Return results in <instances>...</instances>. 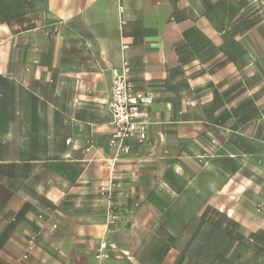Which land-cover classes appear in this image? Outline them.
Segmentation results:
<instances>
[{"label": "crops", "instance_id": "obj_1", "mask_svg": "<svg viewBox=\"0 0 264 264\" xmlns=\"http://www.w3.org/2000/svg\"><path fill=\"white\" fill-rule=\"evenodd\" d=\"M124 59L156 98L149 141L120 154ZM0 79L15 91L5 121L28 123L0 164L30 172L0 181V264H183L176 244L153 255L174 204L202 198L195 218L264 183V0H0Z\"/></svg>", "mask_w": 264, "mask_h": 264}, {"label": "rangeland", "instance_id": "obj_2", "mask_svg": "<svg viewBox=\"0 0 264 264\" xmlns=\"http://www.w3.org/2000/svg\"><path fill=\"white\" fill-rule=\"evenodd\" d=\"M20 98V115L29 114V99L24 92ZM15 91L11 84L0 79V158L13 159L17 156V147L27 137L28 123L6 122L9 115L14 114ZM52 113L42 108L40 114ZM18 114V115H19ZM54 114V113H53ZM20 125V126H19ZM44 123H37L36 126ZM20 127V129H18ZM36 137H41L37 131ZM17 139V140H16ZM39 142V139H37ZM51 157V156H49ZM18 164L10 162L0 164V181L29 175L28 168L18 169ZM47 172L38 171V177H46ZM245 187L230 186L224 189L213 205L221 210L208 207L198 213L195 218H183L193 214L203 199L196 202L174 204L171 215L167 220L168 230L165 229L164 240L159 250L153 252L159 258L167 252L172 244L182 248L183 264H264V183L255 185L245 181ZM0 184H2L0 182ZM247 188L239 198V192ZM160 222V221H159ZM158 225L151 228L155 231ZM151 236L148 231L145 238ZM189 261V263H188Z\"/></svg>", "mask_w": 264, "mask_h": 264}, {"label": "built area", "instance_id": "obj_3", "mask_svg": "<svg viewBox=\"0 0 264 264\" xmlns=\"http://www.w3.org/2000/svg\"><path fill=\"white\" fill-rule=\"evenodd\" d=\"M126 48L127 45L124 46ZM131 72L130 62L124 59L120 67L113 68L111 77L109 106L114 127L111 142L120 154L130 151L129 140H135L139 144L149 141L151 121L148 108L156 98L153 90L136 86ZM27 257L28 254L25 253L24 258Z\"/></svg>", "mask_w": 264, "mask_h": 264}]
</instances>
